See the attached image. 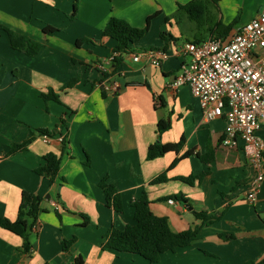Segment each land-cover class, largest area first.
<instances>
[{"label":"crops","instance_id":"0c3cea01","mask_svg":"<svg viewBox=\"0 0 264 264\" xmlns=\"http://www.w3.org/2000/svg\"><path fill=\"white\" fill-rule=\"evenodd\" d=\"M74 3L0 0V24L41 45L28 56L0 30V219L16 220L23 191L38 196L43 210L30 230L28 253L22 238L0 228V264H148L139 255L101 251L111 228L135 224L132 204L143 191L172 232L199 229L191 245L160 254L157 264H264V159L263 181L250 203L256 171L241 142L224 146V119L207 121L187 87L170 89L186 61L184 43L229 39L259 14L264 0H76L70 18ZM191 3L202 9L197 18L199 11H187ZM110 18L135 28L150 19L116 70L108 62L116 42L102 35ZM46 27L56 31L47 34ZM146 49L163 50L167 58L159 67L132 60ZM72 79L78 82L66 87ZM48 93L57 99L45 101L41 95ZM162 120L170 128L160 142L184 139V145L147 161ZM39 130L47 131V140ZM31 134L26 150L10 153ZM257 136L264 148V126ZM48 153L60 160L53 182L35 172ZM163 172L167 182L150 183ZM199 175L192 185L176 180ZM103 178L119 193L122 213L106 205ZM179 194L183 199L172 198ZM194 213L217 220L206 224ZM71 239L64 251L62 240Z\"/></svg>","mask_w":264,"mask_h":264},{"label":"built area","instance_id":"2783aa9c","mask_svg":"<svg viewBox=\"0 0 264 264\" xmlns=\"http://www.w3.org/2000/svg\"><path fill=\"white\" fill-rule=\"evenodd\" d=\"M264 3L259 14L226 40L210 38L182 46V63L170 89L187 87L199 101L207 121H225L222 144L234 147L237 141L248 164L256 171L250 183L248 202L255 201L263 181L264 148L257 132L264 126ZM131 58L159 67L167 58L163 50L146 49ZM113 56L108 59L112 62ZM103 70L104 64L97 63ZM45 140L48 136L43 135ZM173 204V200H168Z\"/></svg>","mask_w":264,"mask_h":264},{"label":"trees","instance_id":"16d2710c","mask_svg":"<svg viewBox=\"0 0 264 264\" xmlns=\"http://www.w3.org/2000/svg\"><path fill=\"white\" fill-rule=\"evenodd\" d=\"M218 2L219 0H213ZM73 12L70 18H74L76 13V0L73 5ZM187 11L192 13L193 9L199 11L195 15L197 18L201 15L202 9L194 4H190L187 7ZM149 20L144 28H135L130 26L127 22L110 18L106 23L102 35L103 37L110 38L116 42V46L113 49V68L116 70L123 60V56L132 52L131 46L139 42L148 30ZM231 26L224 29L225 32L229 31ZM0 30L5 31L8 34L10 46L19 52H22L28 56H34L40 50L41 45L33 41L32 39L19 35L5 26L0 24ZM47 34H53L56 30L51 27H46L43 30ZM162 38L163 34H162ZM77 41V45H79ZM1 67V65H0ZM78 82L77 79H72L66 87H71ZM42 98L45 101L50 99L56 100L57 97L53 93L42 94ZM170 128L168 121L162 120L157 125V140L150 145L147 149L146 160L151 161L156 158L164 156L166 153L175 152L178 153L183 145L184 139H181L176 144H163L160 142V135L162 132L167 131ZM39 133L47 136L46 130H39ZM33 140V134H31L21 144H15L10 146V153L26 150L28 145ZM191 152H187L180 158H185L191 155ZM180 158L176 159L170 169L179 162ZM204 159V158H202ZM44 163L38 167L35 172L40 176H46L53 182L55 176L58 174L60 167V160L52 153H48L43 158ZM201 179V175L193 177H180L179 180L188 185H192L194 180ZM166 172L161 173L154 178L151 184H160L167 182ZM99 187L104 191L106 198V205L114 209L118 213L123 212L122 200L116 189L106 183V178H103ZM174 199H183V195L179 194L173 196ZM41 199L31 193L23 191L20 197V203L18 206L17 218L15 221H9L5 218L0 219V228L5 229L23 240L22 250L28 253L31 248L30 243V230L37 221L39 215L43 210L40 207ZM132 207L134 209L133 218L134 225H127L123 230L111 228L105 236V242L101 246V251L113 250L118 253H129L139 255L148 261V264H157L160 254L166 251H175L177 248H184L191 245L198 237V228L187 230L180 233H174L170 230L168 222L164 217L155 216L150 209V202L148 200L146 192H142L140 197L133 201ZM195 217L201 219L206 224H212L216 218H213L206 213H194ZM224 239H230L226 235H221ZM75 239L62 240V248L67 251L69 247L74 243ZM81 264V261H77ZM245 264H255L248 262ZM261 264V263H257ZM263 264V263H262Z\"/></svg>","mask_w":264,"mask_h":264}]
</instances>
